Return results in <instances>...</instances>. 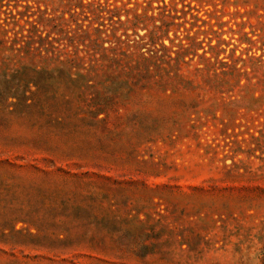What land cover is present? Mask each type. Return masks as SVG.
<instances>
[{
    "label": "rangeland",
    "instance_id": "374dc122",
    "mask_svg": "<svg viewBox=\"0 0 264 264\" xmlns=\"http://www.w3.org/2000/svg\"><path fill=\"white\" fill-rule=\"evenodd\" d=\"M0 264H264V0H0Z\"/></svg>",
    "mask_w": 264,
    "mask_h": 264
}]
</instances>
